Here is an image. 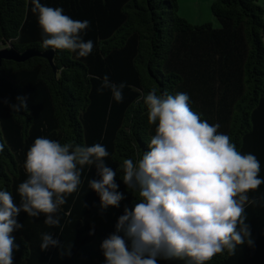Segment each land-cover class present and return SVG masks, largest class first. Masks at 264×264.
Returning a JSON list of instances; mask_svg holds the SVG:
<instances>
[{"label":"trees","instance_id":"16d2710c","mask_svg":"<svg viewBox=\"0 0 264 264\" xmlns=\"http://www.w3.org/2000/svg\"><path fill=\"white\" fill-rule=\"evenodd\" d=\"M60 7L76 20H88L82 33L93 42L87 57L55 50L54 66L42 57L24 63L5 61L0 70V190L9 191L19 207L18 186L28 178L26 153L36 138L106 147L107 166L116 171L119 207L101 208L89 180L99 179L95 166L85 165L77 190L66 194L56 213L57 227L44 214L21 211L23 227L12 235L19 246L13 264H105L102 241L115 232L124 208H133L138 192L127 189L120 165L148 151L155 135L143 97L187 93L191 109L218 132L227 134L242 154L260 162L264 179V6L260 0H213L212 13L221 27L192 25L180 16L179 0H40ZM31 0H0V50L14 46L25 52L41 48L42 30ZM51 50V49H48ZM124 83L122 102L109 89L98 92L103 77ZM97 77L99 79H97ZM27 100V112L10 105ZM80 168V166H77ZM245 205L252 243L225 250L208 264H264V184L248 193ZM43 233L60 247L41 250ZM123 235V233H120ZM158 264H186L179 258Z\"/></svg>","mask_w":264,"mask_h":264},{"label":"clouds","instance_id":"9594fccd","mask_svg":"<svg viewBox=\"0 0 264 264\" xmlns=\"http://www.w3.org/2000/svg\"><path fill=\"white\" fill-rule=\"evenodd\" d=\"M31 4L42 30V49L68 50L79 57L92 52L93 42L81 35L88 20L73 19L62 8L40 0ZM124 87L105 75L98 92L109 89L113 99L122 102ZM189 99L187 93L158 95L155 89L143 97L155 135L142 158L124 159L120 165L123 183L138 192L139 200L133 208H124L115 232L102 241L105 264H158L172 258L208 264L225 250L234 254L245 238L252 243L245 205L255 203L248 193L264 184L260 162L218 132L219 124L202 120ZM17 100L19 104L10 105L13 113L27 112L26 98ZM108 156L99 143L86 146L36 138L26 153L28 178L18 186L19 207L9 191L0 190V264H13L19 246L12 233L23 227L17 222L21 211L29 217L44 214L46 225L59 226L56 213L66 203V194L77 190L85 165H94L99 176L89 180V188L98 194L101 208L119 207L125 196L118 191L116 171L105 163ZM41 241L42 251L61 246L51 233H43Z\"/></svg>","mask_w":264,"mask_h":264},{"label":"rangeland","instance_id":"374dc122","mask_svg":"<svg viewBox=\"0 0 264 264\" xmlns=\"http://www.w3.org/2000/svg\"><path fill=\"white\" fill-rule=\"evenodd\" d=\"M213 0H179L180 16L189 21L192 25H204L212 18L215 28L221 25L213 15L211 7ZM213 16V17H212ZM9 48V46H3Z\"/></svg>","mask_w":264,"mask_h":264},{"label":"water","instance_id":"95a60500","mask_svg":"<svg viewBox=\"0 0 264 264\" xmlns=\"http://www.w3.org/2000/svg\"><path fill=\"white\" fill-rule=\"evenodd\" d=\"M35 57L45 58L50 62V64L54 66L55 52L53 50L40 52L36 49H30L25 52H21L17 50L14 46H11L9 48H4L0 50V70L3 67L5 61L24 63Z\"/></svg>","mask_w":264,"mask_h":264},{"label":"crops","instance_id":"0c3cea01","mask_svg":"<svg viewBox=\"0 0 264 264\" xmlns=\"http://www.w3.org/2000/svg\"><path fill=\"white\" fill-rule=\"evenodd\" d=\"M208 22L214 25V22H213V19L212 18Z\"/></svg>","mask_w":264,"mask_h":264},{"label":"built area","instance_id":"2783aa9c","mask_svg":"<svg viewBox=\"0 0 264 264\" xmlns=\"http://www.w3.org/2000/svg\"><path fill=\"white\" fill-rule=\"evenodd\" d=\"M261 1V3L263 4V6H264V0H260Z\"/></svg>","mask_w":264,"mask_h":264}]
</instances>
